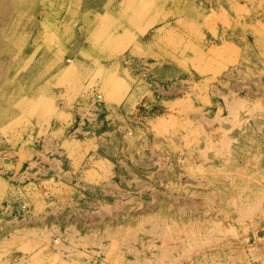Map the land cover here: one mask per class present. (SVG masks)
<instances>
[{
    "label": "rangeland",
    "instance_id": "rangeland-1",
    "mask_svg": "<svg viewBox=\"0 0 264 264\" xmlns=\"http://www.w3.org/2000/svg\"><path fill=\"white\" fill-rule=\"evenodd\" d=\"M0 7V264H264V0Z\"/></svg>",
    "mask_w": 264,
    "mask_h": 264
},
{
    "label": "bare ground",
    "instance_id": "bare-ground-1",
    "mask_svg": "<svg viewBox=\"0 0 264 264\" xmlns=\"http://www.w3.org/2000/svg\"><path fill=\"white\" fill-rule=\"evenodd\" d=\"M9 2V1H8ZM9 7V6H8ZM1 8V7H0ZM8 9V8H7ZM12 25V24H11Z\"/></svg>",
    "mask_w": 264,
    "mask_h": 264
}]
</instances>
